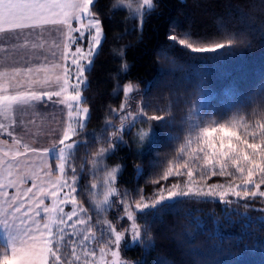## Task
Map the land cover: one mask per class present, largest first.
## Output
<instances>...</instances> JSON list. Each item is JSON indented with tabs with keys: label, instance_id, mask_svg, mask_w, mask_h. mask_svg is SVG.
<instances>
[{
	"label": "trees",
	"instance_id": "trees-1",
	"mask_svg": "<svg viewBox=\"0 0 264 264\" xmlns=\"http://www.w3.org/2000/svg\"><path fill=\"white\" fill-rule=\"evenodd\" d=\"M94 3L104 39L86 72L90 115L66 166L69 177L76 170L77 201L92 223L98 217L116 223L155 189L186 184L189 170L207 186L240 184L239 173L212 175L207 158H196L203 147L197 135L215 121L259 137L264 0H153L150 9L143 0ZM180 39L226 47L193 53ZM141 111L163 120L144 122ZM256 163L264 166V159ZM227 199L233 202L184 196L139 213L142 237L126 257L132 264H264V201ZM3 244L0 237V250Z\"/></svg>",
	"mask_w": 264,
	"mask_h": 264
},
{
	"label": "snow or ice",
	"instance_id": "snow-or-ice-1",
	"mask_svg": "<svg viewBox=\"0 0 264 264\" xmlns=\"http://www.w3.org/2000/svg\"><path fill=\"white\" fill-rule=\"evenodd\" d=\"M143 5L151 7L152 0H143ZM90 6L95 7L94 0H0V33H16L19 37L25 29L34 30L47 24H63L68 29L64 57L66 61L70 58L71 63L64 66L63 82L60 84L59 91H45L39 94L35 91L9 94L7 89L0 85V114L10 112L16 105L30 104L34 101H50L53 96L60 97L62 93L67 92L69 87L72 89L73 95L55 101L58 103L67 101L69 108V123L62 137L59 138L58 144H54L51 149L42 150L28 149V146L24 145L25 149L32 153L53 154L56 159L61 161L58 165V170L61 173L65 172L67 155H70L71 150L78 146L73 137L77 136L79 131L83 129V119H87L89 110L86 107H80L84 101L79 88L81 84L85 83L84 73L91 64V57L95 54V50L101 44V22L95 18ZM73 20L80 26L73 28L71 26ZM72 33L77 35H72ZM169 39L175 42L178 37L171 35ZM85 43L88 45L87 49L83 46ZM179 43L186 45L193 53H218V50L226 47L223 43H216L211 47H193L184 39H180ZM71 45H75L74 52L70 50ZM82 61H87V64ZM19 71V69H14L17 74ZM25 71L30 72L31 69H25ZM7 75L6 72H0V79L7 77ZM73 75L76 82L70 84L69 79ZM57 81H60V77H57ZM127 90L131 91V86H128ZM124 107V105L121 106L122 111ZM74 111L75 116H73ZM140 116L144 122L163 120L161 116L148 117L143 111L140 112ZM73 120L77 127L72 126ZM255 127L259 129V137H257L255 130L250 132L245 128L242 132L239 128L225 123H215L214 126L202 128L197 135V143H202L203 147L198 150L196 158H207L208 163L212 165V175L235 176L236 173H239L238 178L241 183L238 185L229 184L227 187L210 185L207 191L201 189L191 193V195L209 198L219 196L225 204L233 202L227 199L230 196L243 200L264 198V191L260 190L261 185H264V166L256 163L257 156L264 159V143L256 142L258 138L264 140V124H258ZM120 131H123V128L116 130L117 133ZM0 132H7L8 136H12V132L8 131L3 123H0ZM150 135L151 133H149V137ZM249 137H251V141ZM13 139L14 143L19 144L18 140ZM190 143L191 141H189ZM181 151L183 152V149ZM201 153L203 156L200 155ZM15 155H23V153L17 152ZM217 164H219L218 171L216 170ZM228 167L235 169V172L227 173ZM206 171L207 169L201 170V179L204 178ZM75 173L76 170L72 169L71 184L62 181L58 187L54 185L55 190L50 193L43 187H38L35 182L32 183L31 187L21 188L20 184L24 183L25 180L7 179L0 181V229H3L5 234V242L2 250H0V264H94L90 258L96 256V250L91 245L96 243L97 239L92 218L87 215L83 207L77 204L74 196H69L67 193L63 197L59 195L65 187L68 188L69 192L76 191L74 186ZM49 174L45 173V175ZM176 174L182 175L183 173L177 172ZM8 175L11 173L9 172ZM187 176L191 179L193 172L187 171ZM167 178V175L163 177V179ZM172 187L177 188L179 186L173 185ZM33 188H37V191L33 192ZM164 191L166 189H160L161 195L151 207L155 208L165 201L166 198L162 194ZM167 191L168 198H179L190 194V191ZM30 193L31 195H29ZM44 196L53 198L51 208L42 207L45 204V200L42 198ZM68 204L73 207L67 212L59 206ZM137 207L139 208V205ZM144 207L147 208L149 205H144ZM125 211L126 219L132 221L130 228L125 229V232L117 231L107 221L104 222L107 229L101 230V238L106 236V246L113 257L111 264H119L118 252L113 251V247L119 249L127 233H130V239L133 241L140 236V230L135 223L132 212L127 209ZM42 213L47 217V222L43 224L37 219ZM52 213L56 214L55 218H52ZM53 225L55 231H53ZM53 240L56 241L55 244H53ZM61 247L65 248L64 254H58ZM100 253L101 258L107 254L104 248L100 249Z\"/></svg>",
	"mask_w": 264,
	"mask_h": 264
},
{
	"label": "rangeland",
	"instance_id": "rangeland-1",
	"mask_svg": "<svg viewBox=\"0 0 264 264\" xmlns=\"http://www.w3.org/2000/svg\"><path fill=\"white\" fill-rule=\"evenodd\" d=\"M95 1L96 0H94V2ZM145 7L147 9L152 8L153 7V0H152V6L151 7H148L146 5H145ZM90 8H92V7L90 6ZM95 18L99 19L96 16H95ZM73 21H75V20H73ZM73 21L71 22V26L73 28L80 26L76 21L74 23H73ZM101 29H102V35H101V44H102L103 39H104V30L102 27V23H101ZM33 32L37 33L38 35H42L41 36L42 38L40 37L38 39H35L34 42L35 43L39 42L40 47L42 46L41 44H44L43 49H45L44 51L47 54V59L55 62L56 65L59 66L60 71H61V75H62V79H63L64 66L66 64L71 63L70 58L66 61L65 57H64V52L66 50L65 44L67 43V40H68V29H67V27L63 24H56V26L38 27L35 30H33ZM72 35H77V34L72 33ZM9 41L10 40L4 41V43L1 44V48H3V46H7V47L15 46V47L20 48L22 46L26 47L29 44L28 39H26L25 41L19 40L17 42H9ZM101 44L95 50V54L91 57V64L88 67V70L91 68V66L93 64L94 57L97 54V52L99 51ZM83 46L85 49H87V47H88V45L86 43ZM70 50H71V52H74L75 51V45H71ZM82 62L87 64V61H82ZM72 67L74 68V66H72ZM86 72L87 71H85V73H84L85 83L81 84L80 88H79L80 95L83 97V99H84V92L83 91H84V88L88 84ZM75 82H76L75 76L73 75L69 79V83L73 84ZM73 94L74 93L72 92V89L69 87L67 92L62 93L60 98L55 99L54 102H45V103L43 102L42 109H41V107L37 106V104H36L37 102L25 104L24 107L22 108V111L18 114L19 118H10V114H6L5 115L6 119H0V123L5 124L7 130L12 132V135L14 132H16V128L24 130L28 134L27 139L30 141V142L28 141L29 147H31V144L37 143L38 145H40L44 149L45 148L51 149L54 144H58L59 138L62 137L63 132L66 130L68 123H69L68 102L66 101L65 103H58L55 101L66 99L67 96H70ZM80 107L84 108L86 106L82 103L80 105ZM86 108H88V107H86ZM75 115H76V113L74 111L73 116H75ZM89 115H90V111H88V113H87V119H83L84 126L87 123ZM81 116H82V114H81ZM215 123H217V122H215V121L214 122L213 121L208 122L206 127L214 126ZM72 126L77 127L74 120L72 121ZM52 130H54L53 131V137L54 138H52V133H51ZM54 132H55V136H54ZM0 134L5 135L6 137H10L7 135V132H0ZM37 134H39V135L37 136ZM14 137L20 139L19 137H16L15 135H14ZM73 139L78 142L76 136L73 137ZM24 140H25V138H22L23 142H24ZM74 148L71 150V153L73 152ZM40 153H42V155H40L41 156L40 160L38 159V164H39V162L41 164V161H42V162H46V164H48L47 162H49V164L51 165L50 168L48 166H45L44 173H43L44 175H45V173H50L49 175H45V176L51 178V181L49 179L45 178V176L42 177V171H41V169H39V166H38V170H37L38 175L41 176L45 180L42 183L44 189H46L50 193L51 191L55 190L54 185L56 187H58L59 183L62 181H67L70 184L72 183L73 177H69L66 175V166H67L69 157L71 156V153H70V155H67V163L65 164V172L64 173L59 172L58 165L61 163V161L56 159L53 154H45L43 152H40ZM31 154H33V153H30V155H29L30 158H31ZM32 160H33V158H31V161ZM54 170H55V172H54ZM56 172H57V174H56ZM254 178H256V177H254ZM31 186H32L31 184H28V187H31ZM74 186L76 188L75 192H69L68 188L65 187L62 191H60L59 195L61 197H63L64 194L67 193L69 196H74L76 198V201H77V190H78V177L77 176H75ZM178 186L179 187H177V188H173V187L164 188V187H162V188L166 189V191H164L162 193L166 198L165 201H171V200L175 199V198H168V191L167 190H173V191H177V192H189L190 191V194L188 196H194V195H191V193H195L201 189L204 191H207L208 187H209L205 183L195 181L193 177L191 179L188 178L186 181V184H182V185H178ZM224 186L227 187L228 185H224ZM160 189L161 188L155 189V192L153 194L147 196L141 203L135 204L134 206L127 208V210L131 211L133 214V217L135 219V223L137 224V226L140 230V236L137 240L133 241L130 239V233H127L121 242L120 248L116 249L113 247V251L118 252L117 260L119 261V264H132V261L128 257H126V255H125V249L133 247L134 245L139 243L141 240L142 232H141L140 224L137 222V215L139 213L147 210V209L153 208V207H151V205L154 204L158 200L159 196L161 195ZM260 190L264 191L263 185H261ZM9 191H14V190H9ZM97 192H98L97 194L100 193V195H101V192H99V191H97ZM109 195L110 194H105L104 195L105 198H102V200H101L102 206H104L106 204V197H109ZM113 195H114V193H113ZM195 197H199V196H195ZM42 198L45 200V204L42 207L48 206L51 208L53 205V198L50 196H44ZM202 198H209V197H202ZM211 198H220V197L216 196V197H211ZM260 199H262L264 201V198H260ZM164 202H162V203H164ZM162 203H160V204H162ZM77 204L80 206L78 201H77ZM160 204H158V205H160ZM138 205H139V208L137 207ZM144 205H149V207L145 208ZM59 206L63 207L66 212L70 211L71 208L73 207L71 204L59 205ZM51 216H52V218H55L56 214L52 213ZM37 218L41 219L40 220L41 224L47 222V217H45L44 214L41 215L40 217H37ZM120 219L121 220H118L115 223L113 221L106 220V217H100V218L98 217L96 219L95 223H93L94 230L96 231L97 242L93 243L91 245V247L96 250V256L94 258H90V259L93 260L94 264H105V262H107V264H111L113 257L111 256V253L108 252V248L106 246V244H107L106 236L103 239L101 238V230L107 229V225L104 223L105 221H107L117 231L125 232V229L130 228L132 221H128L126 219V212L123 215V217L120 216ZM53 231H55L54 225H53ZM0 237L5 242V234L3 232V229H0ZM55 243H56V241L53 240V244H55ZM101 248H104L105 253H107L103 258H101V253H100ZM64 253H65V248L61 247L60 252L58 254H64Z\"/></svg>",
	"mask_w": 264,
	"mask_h": 264
},
{
	"label": "crops",
	"instance_id": "crops-1",
	"mask_svg": "<svg viewBox=\"0 0 264 264\" xmlns=\"http://www.w3.org/2000/svg\"><path fill=\"white\" fill-rule=\"evenodd\" d=\"M75 21H73L74 23ZM44 26H56V24H47ZM35 30V29H34ZM42 35H38L33 32V30L25 29L19 37L16 33H0V72H6L7 77L0 79V85L7 89L9 94H15L17 92H30L35 91L38 94L41 92H53L60 90V84L63 82L61 71L58 65L55 62L47 59V54L44 51V44L39 46V42H34L35 39L40 38ZM42 38V37H41ZM54 38V37H53ZM29 40V44L25 47H7L1 44L4 41L10 40L9 42H17L19 40ZM6 43V42H5ZM24 43V42H23ZM31 43V44H30ZM5 45V44H4ZM5 47V48H4ZM14 69H19V73L14 72ZM25 69H31L30 72H26ZM57 77H60V81H57ZM60 98L53 96L52 100L47 102H54L55 99ZM59 101V100H58ZM37 102V106L41 107L43 102ZM45 103V102H44ZM24 105H16L13 109L6 113L10 114V118H19V113L22 111ZM38 109V108H37ZM6 114H0V119H6ZM30 116V115H29ZM53 131L52 138L53 137ZM57 133V132H56ZM14 135L18 138H15ZM39 134H37L38 136ZM55 136V132H54ZM19 141V144L14 143V139ZM22 138H25L24 142ZM28 134L19 128H16V132L13 133L11 137H6L5 135L0 134V181L7 179L13 180H25L24 183L20 184L21 188H28V184L33 182L36 183L38 187H43V182L45 181L42 177L45 176L44 168L48 166L50 168L49 162H42L40 160L42 153L37 152L31 154L29 157L30 151L26 150L24 145L28 146V149H44L37 143L31 144L29 147ZM6 141V143H4ZM29 141V142H28ZM23 153V155H15V153ZM7 153V155H5ZM38 166L42 171V177L38 175ZM11 175H8V173ZM41 177V178H40ZM45 178L51 181V178L45 176ZM37 188H33V192H36ZM31 195V193L29 194ZM43 215V213L41 214ZM41 220L40 218H37Z\"/></svg>",
	"mask_w": 264,
	"mask_h": 264
},
{
	"label": "bare ground",
	"instance_id": "bare-ground-1",
	"mask_svg": "<svg viewBox=\"0 0 264 264\" xmlns=\"http://www.w3.org/2000/svg\"><path fill=\"white\" fill-rule=\"evenodd\" d=\"M217 197H219V196H217ZM194 199V198H193ZM201 199V198H200Z\"/></svg>",
	"mask_w": 264,
	"mask_h": 264
}]
</instances>
